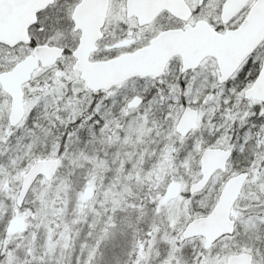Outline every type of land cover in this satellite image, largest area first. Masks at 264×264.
Here are the masks:
<instances>
[{"label": "snow or ice", "instance_id": "snow-or-ice-1", "mask_svg": "<svg viewBox=\"0 0 264 264\" xmlns=\"http://www.w3.org/2000/svg\"><path fill=\"white\" fill-rule=\"evenodd\" d=\"M0 264H264V0H0Z\"/></svg>", "mask_w": 264, "mask_h": 264}]
</instances>
